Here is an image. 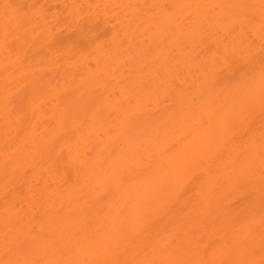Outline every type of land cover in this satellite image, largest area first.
<instances>
[{
	"label": "bare ground",
	"instance_id": "obj_1",
	"mask_svg": "<svg viewBox=\"0 0 264 264\" xmlns=\"http://www.w3.org/2000/svg\"><path fill=\"white\" fill-rule=\"evenodd\" d=\"M262 70L264 0H0V264H259Z\"/></svg>",
	"mask_w": 264,
	"mask_h": 264
},
{
	"label": "snow or ice",
	"instance_id": "obj_2",
	"mask_svg": "<svg viewBox=\"0 0 264 264\" xmlns=\"http://www.w3.org/2000/svg\"><path fill=\"white\" fill-rule=\"evenodd\" d=\"M10 5H4V8L6 9V22L4 26V44L7 46L10 43L9 40V33L12 31L13 27L15 29L21 28L26 23V18L21 16L19 13H14L12 15H9L7 10L10 8ZM10 25L12 27H10ZM261 85H262V99H264V70L261 72ZM245 158L247 157V154H242ZM262 164H264V154H262ZM262 179H264V174H262ZM261 224L264 225V214L261 216ZM245 240V234L244 231L241 230L237 232L233 236V243L237 246L242 244ZM19 246H22L19 245ZM262 253H264V247H262ZM9 264H42L40 261L35 260H20L15 262H9ZM48 264H52V262H48ZM55 264H73L71 261H63V262H55ZM145 264H157V262L154 261H147ZM161 264H165V262H161ZM166 264H184L182 261H169L166 262ZM198 264H256L255 261H231V260H213V261H201L198 262ZM259 264H264V258H262L259 262Z\"/></svg>",
	"mask_w": 264,
	"mask_h": 264
},
{
	"label": "rangeland",
	"instance_id": "obj_3",
	"mask_svg": "<svg viewBox=\"0 0 264 264\" xmlns=\"http://www.w3.org/2000/svg\"><path fill=\"white\" fill-rule=\"evenodd\" d=\"M50 12H51V11H50ZM48 14H49V12H48ZM50 14H51V13H50ZM105 39H107V38H105ZM105 39H104V40H105ZM107 40H108V39H107ZM101 41H103V40H101Z\"/></svg>",
	"mask_w": 264,
	"mask_h": 264
}]
</instances>
